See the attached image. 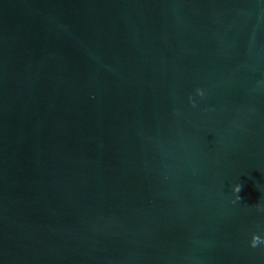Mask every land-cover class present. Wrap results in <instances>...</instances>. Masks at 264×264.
Segmentation results:
<instances>
[{
	"label": "water",
	"instance_id": "95a60500",
	"mask_svg": "<svg viewBox=\"0 0 264 264\" xmlns=\"http://www.w3.org/2000/svg\"><path fill=\"white\" fill-rule=\"evenodd\" d=\"M262 241L264 0H0V264Z\"/></svg>",
	"mask_w": 264,
	"mask_h": 264
},
{
	"label": "clouds",
	"instance_id": "9594fccd",
	"mask_svg": "<svg viewBox=\"0 0 264 264\" xmlns=\"http://www.w3.org/2000/svg\"><path fill=\"white\" fill-rule=\"evenodd\" d=\"M196 92H197V95L203 94L199 88L196 90ZM189 100H190V102H192L191 97H189ZM238 190H239V185L234 186L233 191H238ZM257 240H258V238L254 235L252 237L251 244L254 246L257 243ZM262 242H264V241H262Z\"/></svg>",
	"mask_w": 264,
	"mask_h": 264
}]
</instances>
